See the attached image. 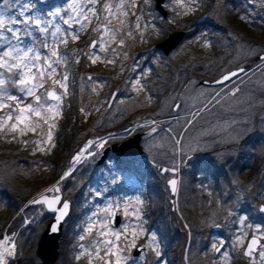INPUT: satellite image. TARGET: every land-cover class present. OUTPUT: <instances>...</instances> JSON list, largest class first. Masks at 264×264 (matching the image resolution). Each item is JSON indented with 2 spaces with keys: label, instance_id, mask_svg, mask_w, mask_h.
Here are the masks:
<instances>
[{
  "label": "rangeland",
  "instance_id": "rangeland-1",
  "mask_svg": "<svg viewBox=\"0 0 264 264\" xmlns=\"http://www.w3.org/2000/svg\"><path fill=\"white\" fill-rule=\"evenodd\" d=\"M11 2L14 6L8 8L0 0V12L8 8L0 18V230L1 236H16L15 257L33 252L51 216L42 205L25 206L26 202L38 193H48L56 182L62 197L71 201L70 210L77 209L70 243L62 255L69 264H169L165 247L170 239L178 244L171 264H264L258 254H242L251 235L264 244V214L257 210L258 203L264 204V60L255 57L264 51V0L258 14L250 9L237 13L249 17L240 18L242 28L252 32L245 36L247 44L225 31L222 14L215 11L205 16L213 26L186 29L206 12L208 0H179L180 7L177 0H165V18L153 9V0H97L100 18L93 17L79 29L73 17L79 14L83 21L85 15L92 16V10L80 13L73 7L74 0ZM105 3L112 6L111 18L103 10ZM20 11L25 15L19 16ZM170 29H183L186 36L164 57L154 44ZM101 36V55L88 57L90 41ZM57 50L66 53L67 59H57ZM46 61L56 67L41 71ZM247 63L253 65L229 83H198L200 78H214ZM86 75L96 79L89 81ZM47 90L61 95L45 100L50 105L32 113L31 127L25 124L13 130L15 121L9 123V112L25 115ZM113 98L115 104H111ZM175 101L179 110H172ZM200 108L203 113L194 117ZM168 114L173 116L163 117ZM68 115L81 122L129 118L117 130L87 138L66 163L64 177L32 188L27 200L11 211L7 193L24 188L26 182L34 187L32 177L51 167L56 134ZM139 126L144 131L143 156L151 165L122 157L119 166L128 169H117L115 156L109 153L95 166L106 141L124 138ZM154 127L158 131L151 135ZM246 138L252 142L240 148ZM240 150L246 163L261 157L258 170L224 164L219 168L222 175L215 178L192 172L195 160L202 164L212 157L217 168L219 160ZM162 166L177 174H160ZM208 168L212 169L211 164ZM174 175V210L167 213L166 180ZM156 207L163 212L155 214L151 223L150 210ZM112 209L120 218L116 226L109 224ZM133 215L134 229L124 224ZM12 225L14 229L9 230ZM30 241L33 246L27 249ZM137 246L139 254L134 255ZM259 251L264 254V247ZM58 257L54 264H62ZM3 259L7 264L8 254Z\"/></svg>",
  "mask_w": 264,
  "mask_h": 264
},
{
  "label": "trees",
  "instance_id": "trees-1",
  "mask_svg": "<svg viewBox=\"0 0 264 264\" xmlns=\"http://www.w3.org/2000/svg\"><path fill=\"white\" fill-rule=\"evenodd\" d=\"M248 34H252L250 31ZM160 86V85H159ZM158 94H162L159 90L157 92ZM142 107V106H141ZM141 107H138V109H141ZM145 107V106H143ZM145 110V109H144ZM170 111H168L169 113ZM167 114V113H166ZM173 114L164 115L163 117L172 116ZM162 117V118H163ZM128 116L116 118L114 116L110 117L109 121L105 122H94V121H87V122H81L80 120H76L74 117L68 115V119H65L59 128V132L56 134L55 142L57 144L55 157L53 160H51V167H49L46 171H42L39 174L32 177V180L35 181V185L30 186V183L26 182V185L24 188H20L18 186L16 189H13L10 191V194L7 197L11 199L10 205L11 211L17 210L19 208V205L27 200V198L30 195V191L32 188H37L38 186H43L48 183H53L55 180L60 178V176L63 174L66 163L68 162L69 158L72 156V154L82 145V143L89 137H91L94 134H104L109 131H114L119 128H121V124L123 123L124 119H128ZM127 122V121H126ZM91 123V125H90ZM89 124V125H88ZM128 125L132 123H127ZM252 140L246 138L240 143V148L245 147L246 143H250ZM242 146V147H241ZM239 148V149H240ZM238 149V150H239ZM244 152L242 150L238 151L235 155H231L232 162V168L242 169V167L245 165L244 160L245 156H243ZM227 157V156H225ZM224 157V158H225ZM223 158V159H224ZM222 159V160H223ZM200 158H198L197 161H199ZM222 160H219L222 161ZM255 161V159H254ZM211 164L212 169H209L208 166ZM213 164V165H212ZM214 165H218L217 160L213 159L212 157L207 158V160H204L202 164H200V161L196 163V160L192 162L191 169L192 172L195 173H201V170H206V173L201 174H207L211 178H215L217 176L222 175L220 171V164L219 167L214 168ZM224 163H221V166L223 167ZM78 166V165H77ZM65 181H61V185L64 184ZM79 190L76 191L75 194H79ZM16 197L20 199V201L16 200ZM167 213H170V209H166ZM163 210L160 207H156L155 209L150 210V222L153 223L155 219V214L161 215ZM77 209L72 207V209L69 211L68 216L66 217L65 224H62L61 234L58 239V250H59V257L62 259L63 253H65L71 239V232L70 227L74 222V218L76 216ZM64 220V221H65ZM64 223V222H63ZM9 230H13L14 226L12 225ZM172 232L177 235V229L172 228ZM0 236H1V230H0ZM174 240L170 239L167 242V245L165 247V251L170 255L168 262L169 264L173 263L176 252H177V246L178 244L176 241L173 243ZM31 242V241H30ZM26 243V247H29L27 249H30L33 242ZM185 243V239L182 241V246H180L183 250ZM179 254V253H178ZM62 264H69L67 260L62 259ZM7 264H9V260L7 261ZM10 264H40L38 258L34 255V250L31 252V250L26 252L23 255H17L14 257Z\"/></svg>",
  "mask_w": 264,
  "mask_h": 264
},
{
  "label": "water",
  "instance_id": "water-1",
  "mask_svg": "<svg viewBox=\"0 0 264 264\" xmlns=\"http://www.w3.org/2000/svg\"><path fill=\"white\" fill-rule=\"evenodd\" d=\"M162 4H163V0H153L154 9L157 12H159L161 15H165V9L163 8ZM184 36H185L184 30H180V29L172 30L162 39L155 42L154 47L160 50L164 55H166L173 48H175V46L184 38ZM92 41L94 40L92 39L89 45L91 44ZM257 58L259 60H264V52L257 55ZM239 68L246 69L245 66L231 68L227 71L220 73L214 78H200L198 80V83L209 85V86L218 85L216 81L220 80L224 74H227L231 71H235ZM46 95L50 99H54L56 96L55 93L52 92L51 90H47ZM177 104H178L177 101H175L172 106V110H175ZM154 130H155V127L152 128L149 133L153 132ZM143 134H144V131H134L130 135H128L127 137H125L124 139L120 141H112L110 143H105L100 149V154L95 161V166L100 165L107 158L109 153H111L114 156H123V157L141 155L143 153V148L141 147L140 140ZM165 171L171 172L173 174H177V170L175 169L167 168L166 166H162L159 168L160 174H163ZM170 181H174V184H170ZM176 181H177L176 175L171 176L166 180V185L169 190V200L168 201H169L170 210H174L173 199H174V195L176 191ZM52 189H56L58 191L59 196L57 197V199H61L64 205H70L71 207V201L69 199L62 197L61 189L56 182L52 184L51 190ZM45 194H47V192H41V193L36 194L35 196L30 198L26 202L25 206L38 205V204H34L33 203L34 201H44L42 206L45 209V211L51 215L50 218L45 223L44 228L39 233V236L37 238V241L34 247V255L38 258L40 264H54L58 257V253H59L58 239L61 234L62 224L64 220L66 219V217L68 216L70 207L62 208V212L66 213V215H61V212L54 213L52 209H55L56 207L55 203L52 202L49 198L45 197ZM257 210L260 213L264 214V204L258 203ZM57 217H59V219ZM54 222H55L54 227L56 225H59V230L57 232H52L49 230V226L53 224ZM118 223H119V215L115 212L114 209H112L111 215L109 216V224L111 226H116ZM214 228L215 226L213 227V229ZM252 241L259 242V239L255 235H251L248 237L246 244L242 249V254L244 256H247L245 255L247 249L256 247V244L252 243ZM139 249L140 247L137 246L133 254L136 255Z\"/></svg>",
  "mask_w": 264,
  "mask_h": 264
},
{
  "label": "snow or ice",
  "instance_id": "snow-or-ice-1",
  "mask_svg": "<svg viewBox=\"0 0 264 264\" xmlns=\"http://www.w3.org/2000/svg\"><path fill=\"white\" fill-rule=\"evenodd\" d=\"M149 2H151V0H149ZM247 4L249 6H251L253 0H246ZM15 3L18 4L19 0H15ZM3 4L7 5L8 8H12L14 6V4L11 2V0H3ZM97 4V0H86V3H77L76 0H74V4L73 7L74 8H79L80 13H86L89 9L92 10V16H87L85 15L83 18V21L79 20V14H77V16H74L73 19L77 21L76 26H78V29L80 26H82L83 23L88 22L89 20L93 19V17L99 19L100 18V12L97 11L95 5ZM177 6L180 7L182 6L181 4H179V0H177ZM2 7V6H0ZM8 8L4 9V12H0V18H3L5 16V12L8 11ZM103 10L105 12L108 13L109 18H111V12H112V6L111 4L105 3V6L103 7ZM19 16H24L25 13L23 11H20L18 13ZM241 19H249L248 16H241ZM12 21L13 23L16 22V17H12ZM0 22H2V20H0ZM25 24H27V21H24ZM76 36L78 38L79 32L78 30L76 31ZM103 43V37L101 36L99 40H94L91 42V44L88 46V52L87 55L88 57H92V56H100V44ZM209 43V42H206ZM54 55L57 57V59H67V54L66 53H60L58 50L54 53ZM79 53L77 54V57L79 58ZM41 57H37V59H40ZM77 62H79V60H77ZM47 67L46 68H42L41 71H50L51 69L55 68L56 65L54 63H52L51 61H46ZM246 71V69L244 68H239L235 71H231L227 74H224L222 76V78L218 81H216V83L218 84H225V83H229L231 82L234 78H238L240 76H242L244 74V72ZM86 79H88L89 81L91 80H95V77H87ZM99 83V81H98ZM55 95L56 96H60L61 93L57 92L56 90H54ZM219 99V96L216 97V100ZM45 100L47 101H54L48 98V96L45 94L43 97H38L35 104L27 109V112L25 115H16L13 116L11 112H9L7 119L9 121V123H12L13 121H15L14 125H13V130L15 131H19L21 129L24 128L25 124H29V126L31 127V121L33 120L32 117V113L35 112L38 108H40V106L42 105L44 108H47L50 103H45ZM216 100H212V103H215ZM111 104H115V98H113V100L111 101ZM180 105H176L175 110H179ZM204 111L207 110L206 107H203ZM3 111V108L0 107V112ZM203 112L200 109H197V111L195 113H193V116H199L201 115ZM193 122V121H192ZM185 123L189 124V121H185ZM142 127H148V125H143ZM32 131L35 132V128H32ZM158 131V129L154 130L151 135L156 134V132ZM170 184H174V181H170ZM59 196V193L56 189H52L50 190L47 194H45V197L49 198L52 202L55 203V209H52V211L54 213L56 212H61V215H66V213L62 212V208H67L70 207V205H64V203L61 201V199H57V197ZM34 204H39V205H43L44 201H34ZM131 211V210H129ZM59 219V217H57ZM135 220H136V216L133 215L131 218H126L125 219V226H131L133 229L136 227L135 225ZM27 224H31V221H29ZM54 224H51L49 226V230L52 232H57L59 230V225H56L54 227ZM110 227V225H109ZM133 235H135V232H133ZM7 237V239H6ZM154 239V238H153ZM16 236L14 235H5V236H0V264H3V256L5 253L8 254V259H9V264L11 262V260L15 257L16 253ZM252 243L256 244L255 248H249L246 250L245 255L251 257L253 254H258L259 256H261V259H264V254H261V252L259 251L261 247H264V244H262L261 242H256V241H252ZM135 246V245H134ZM153 251H156V248L153 247ZM220 251H222V249H220ZM99 254V253H97ZM139 254V252H138ZM157 255H159V253L157 252Z\"/></svg>",
  "mask_w": 264,
  "mask_h": 264
},
{
  "label": "flooded vegetation",
  "instance_id": "flooded-vegetation-1",
  "mask_svg": "<svg viewBox=\"0 0 264 264\" xmlns=\"http://www.w3.org/2000/svg\"><path fill=\"white\" fill-rule=\"evenodd\" d=\"M164 1L165 0H163V3H164ZM208 1H209V3H208V7L206 8V12H204L195 21L190 22L191 25L188 24L187 27H186V29H190V27H193V26L198 27V26H201V25L202 26L203 25H206V26H209V27L213 26V23L206 22L205 21V16H206L207 13H211V11H215L217 13L222 14L221 18L224 19V25H225L224 26V29H225V31L228 32L229 34L234 33V34L238 35V38H239L238 40H240L242 38L243 40H241V41H245L244 43L247 44L248 43V40H246V37L245 36L248 35V31H247V29H243L242 28L243 25H242V23L240 21L239 15H237V13H240V15H242L243 13L247 12L246 11L247 9H250L251 12H254V13H257L258 14L260 12V1L261 0H253L251 6H249L247 4L246 0H208ZM153 9H154V6H153ZM159 15L162 18H165L167 16L166 10H165V15H161L160 13H159ZM195 27H193V28H195ZM214 27L217 28L218 26H214ZM193 28H191V30ZM255 28H258V27H255ZM172 30H176V29H170V30H168L164 36H166ZM185 36H186V31H185ZM254 40H255L256 43H259V44L261 43L258 36H256ZM260 53H262V52H260ZM259 54H257V55H259ZM162 55L164 57H166L168 54L164 55L162 53ZM257 55L255 57H257ZM252 65H253L252 63L251 64L250 63H247V64H244V65H241V66H245L246 69H248ZM86 77H88V75H86ZM141 130H142L141 127L137 129V131H141ZM122 139L123 138L121 137V138H118L117 140H111V141H120ZM111 141H109V142H111ZM126 157L128 159H137V158H139L143 163L148 164L147 166H149V165L152 164V161L150 159H146L145 156H143V154L142 155H138V156H126ZM121 158H122L121 156L120 157L119 156H115V158H114L115 159V164H116L115 167L117 169H123V168L124 169H126V168L128 169L127 166H122L120 168L119 165H120ZM232 159L233 158L231 156L225 157L222 161L219 162L220 168H222L221 163L229 164L228 167L232 168V165H231ZM254 159H255V161H254ZM245 160H244V162H245ZM261 160H262L261 157L253 158V160H252L251 163H246L245 162V165L242 168L245 167L246 169L248 168L249 170H258V168L262 165V161ZM201 171H202L201 173H204V172L206 173V170H204V169L201 170Z\"/></svg>",
  "mask_w": 264,
  "mask_h": 264
},
{
  "label": "bare ground",
  "instance_id": "bare-ground-1",
  "mask_svg": "<svg viewBox=\"0 0 264 264\" xmlns=\"http://www.w3.org/2000/svg\"><path fill=\"white\" fill-rule=\"evenodd\" d=\"M7 254V253H6ZM3 261H4V259H3ZM4 264V263H3Z\"/></svg>",
  "mask_w": 264,
  "mask_h": 264
}]
</instances>
